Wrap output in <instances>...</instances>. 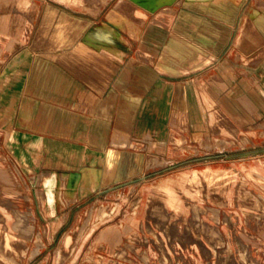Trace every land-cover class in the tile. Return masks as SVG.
<instances>
[{
    "label": "crops",
    "instance_id": "crops-1",
    "mask_svg": "<svg viewBox=\"0 0 264 264\" xmlns=\"http://www.w3.org/2000/svg\"><path fill=\"white\" fill-rule=\"evenodd\" d=\"M81 2L41 0L34 35L30 17L0 16V103H20L13 127L0 126V176L7 168L19 187L11 200H22L37 217L39 232L73 229L70 220L80 202L72 198L124 189L129 167L131 175L145 146L157 144L171 157L149 165L153 178L174 177L182 168L180 178L188 181L196 173L238 168L222 158L224 148L214 141L220 146L225 136L245 130L255 136L264 129V0H181L152 10L143 0ZM15 56L17 64L11 62ZM17 122L21 130H15ZM182 145L191 147L190 155ZM168 147L183 157L167 154ZM254 151L252 160L264 162V142ZM107 167L115 175H106ZM253 167L264 174V165ZM143 170L136 176L139 185L147 181ZM254 178L257 189L250 177H229L241 223L228 202L215 203L214 215H194L206 230L211 226L204 217L215 222L222 240L216 247L229 246L220 226L247 233L259 257L252 264H261L264 178ZM199 193L202 201L212 199L205 185ZM79 244L67 247L74 252ZM62 247V239L45 241L39 253Z\"/></svg>",
    "mask_w": 264,
    "mask_h": 264
},
{
    "label": "rangeland",
    "instance_id": "rangeland-1",
    "mask_svg": "<svg viewBox=\"0 0 264 264\" xmlns=\"http://www.w3.org/2000/svg\"><path fill=\"white\" fill-rule=\"evenodd\" d=\"M36 1L0 0V16L10 14L21 21L30 17L32 20L30 30L34 35L38 28L36 14L39 13L41 4V0ZM46 1L51 4L56 2V0ZM89 1H91L90 5L99 6L102 0H83L84 3ZM143 1L141 5L145 9L152 10L158 5L181 0H148L149 4L147 0ZM120 10L121 8H118L117 12ZM125 13L130 16L131 10ZM17 61L18 56H15L11 62L17 64ZM0 91L2 92L1 88ZM16 91L21 94L22 89L17 88ZM19 107L18 100L15 104L0 103V126L10 123L13 127L16 123L13 117H16ZM3 117L6 118L2 119ZM20 122H17L15 130L22 129L23 124ZM262 130L264 129L255 130V136L249 135L247 130L233 137L225 136L223 138L226 142L220 141V146L215 141L212 143L214 147L224 148L221 151L222 158L230 163H238L239 170L234 168L231 171L196 173L191 175L188 181L180 178L183 176L182 168L174 172V177L170 173H164L162 176L153 178L156 173L148 172L151 171L150 166L166 163L169 157L157 144L145 146L144 156L139 154V166L134 167L131 175L132 168L129 167L128 182L121 185L125 188L109 195H103L106 193L102 196L96 195L84 201L83 194L78 195L79 199L72 198L71 203L80 202L78 216H73L70 220L74 222L73 229L58 233L39 232L35 227L37 217L25 211L22 200L18 202L11 200L17 195L19 187L10 180L8 169H4L0 176V264H252L253 260L259 257L253 254L252 240L247 233L238 227L228 231L229 229L225 226H220L224 242L226 244L228 241L229 246L216 247L218 243H222L221 237L215 236L218 233L217 229L212 228L217 225L208 217H204L211 226L206 230L196 221L197 219L195 220V215L206 211L210 216V212L213 214L215 203L228 202L229 212L236 215L240 223L242 222L243 216H239L233 208L232 199L235 188L229 177L235 178L241 174L250 177L251 186L257 189L254 182L258 181L254 176L261 177L255 173L253 166L264 165V162L263 160L254 161L251 156L257 154L254 150L263 145ZM175 141L180 142V140ZM114 143H116L115 139ZM154 148L160 151H153ZM180 148L185 150L186 155L191 153V147L182 145ZM171 153L177 158L183 157L175 148L168 147L167 154ZM159 154L164 155L158 157ZM192 154L200 153L195 149ZM143 167L145 168L143 179L147 181L139 185L136 182L140 179L138 180L136 176L144 169ZM116 172V169L107 167L106 175L109 173L112 177ZM95 173H97L96 179L99 180L100 172L93 170L94 175ZM261 174L264 176L263 173ZM170 178L174 179L170 180ZM49 181L47 189L52 191L54 180L51 184ZM201 185L209 189L212 199L206 202L200 199ZM262 185L264 187V182ZM72 194L75 195L74 192ZM58 201H63L65 206L67 205L63 199ZM67 218L68 216L65 217ZM57 222L58 220L53 222L54 225ZM226 232L230 235L225 236ZM261 234L264 236V227ZM210 235H214L213 240L210 239ZM55 239H62L64 247L48 248L39 253L45 241ZM78 240L80 244L74 252L72 246L67 247ZM261 260V264H264V260Z\"/></svg>",
    "mask_w": 264,
    "mask_h": 264
},
{
    "label": "bare ground",
    "instance_id": "bare-ground-1",
    "mask_svg": "<svg viewBox=\"0 0 264 264\" xmlns=\"http://www.w3.org/2000/svg\"><path fill=\"white\" fill-rule=\"evenodd\" d=\"M67 1H70V0H67ZM147 1H148V0H147ZM152 1H153V0H152ZM152 1H151V2H152ZM143 2H144V1H143ZM102 3H103V2H102ZM145 3H147V2H145ZM22 4H24V3H22ZM103 4H104V3H103ZM148 4H149V1H148ZM148 4H147V5H148ZM101 5H102V4H101ZM88 9H89V8H88ZM31 12H32V11H31ZM93 12H94V11H93ZM110 17H111V16H110ZM113 17H114V16H113ZM113 17H112V18H113ZM115 17H116V16H115ZM24 106H25V105H24ZM22 112H23V111H22ZM24 112H25V111H24ZM22 114H23V113H22ZM26 114H27V113H26ZM24 116H25V115H24ZM115 140H116V139H115ZM224 141L226 142V140H224ZM229 142H230V141H229ZM154 164H155V163H154ZM255 173H256L257 175H259L261 178H264V176H263L261 173H259L258 171L255 170ZM1 212H2V210H1ZM0 218H1V217H0ZM0 221H1V220H0ZM2 229H4L3 226H2ZM0 231H1V230H0ZM78 232H79V231H78ZM1 235H2V234H1ZM1 240H2V239H1ZM0 248H1V247H0ZM4 250H5V249H4ZM17 250H18V249H17ZM17 250H16V251H17ZM9 251H10V250H9ZM11 252H12V250H11ZM21 252H23V250H22ZM2 253H3V252H2ZM3 254H4V253H3ZM11 254H12V253H11ZM14 254H15V253H14ZM14 254H13V255H14ZM18 254H19V253H18ZM13 255H12V256H13ZM20 256H21V255H20ZM6 257H8V256H6ZM6 257H5V258H6ZM9 257H10V255H9ZM9 257H8V258H9ZM7 260H8V259H6V261H7ZM11 261H12V259H11ZM15 261H16V260H15ZM9 262H10V261H9ZM15 263H16V262H15Z\"/></svg>",
    "mask_w": 264,
    "mask_h": 264
}]
</instances>
